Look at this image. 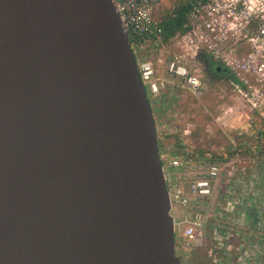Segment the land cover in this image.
<instances>
[{"label":"water","instance_id":"1","mask_svg":"<svg viewBox=\"0 0 264 264\" xmlns=\"http://www.w3.org/2000/svg\"><path fill=\"white\" fill-rule=\"evenodd\" d=\"M0 264H181L114 0H0Z\"/></svg>","mask_w":264,"mask_h":264},{"label":"built area","instance_id":"2","mask_svg":"<svg viewBox=\"0 0 264 264\" xmlns=\"http://www.w3.org/2000/svg\"><path fill=\"white\" fill-rule=\"evenodd\" d=\"M114 1L130 35L150 102L173 86L201 101L208 80L204 65L211 57L232 73L226 79L232 99L248 111L251 120L264 124V0H186L183 28L168 39L178 54L164 69L160 59L141 57L135 48L146 38H152L156 47H164L163 20L155 19L162 0ZM171 15L178 18L176 10ZM183 122L170 130L184 141L191 136L192 123ZM189 148L168 164L160 154L176 240L203 249L211 264H264V190H227L222 200L218 188L222 177L243 184L250 174L246 159L224 150L228 160L221 163L191 145Z\"/></svg>","mask_w":264,"mask_h":264},{"label":"rangeland","instance_id":"3","mask_svg":"<svg viewBox=\"0 0 264 264\" xmlns=\"http://www.w3.org/2000/svg\"><path fill=\"white\" fill-rule=\"evenodd\" d=\"M185 2L187 4L186 0ZM182 4L186 5L183 0H162L161 8L155 14L156 21H177L178 18L175 20L172 18V10H176L180 17V11L186 8ZM185 18L184 15V21ZM184 21L173 34L183 28ZM173 34L166 35L164 30L162 36L164 47H156L152 38L142 39L139 47H135L136 51L141 57L160 59L161 69H164L169 60L178 54V48L168 42ZM217 78L207 80L206 93L201 101L193 99L183 88L173 86L159 99L150 102L151 106L154 105L158 109L155 123L158 129L160 154L166 164L171 158L190 150V145L202 154L213 156L221 163L228 160L222 154L224 150L232 155L250 153L260 156L264 152V124L256 118L251 120L248 111L232 99V92L226 79ZM174 90L179 95L172 100L170 94ZM183 120L192 123L191 136L185 139L187 141L185 144L181 135L170 130L173 126H182ZM233 140L234 143H231ZM176 254L181 258V264H211L203 249H192L183 244L181 239L176 240Z\"/></svg>","mask_w":264,"mask_h":264},{"label":"crops","instance_id":"4","mask_svg":"<svg viewBox=\"0 0 264 264\" xmlns=\"http://www.w3.org/2000/svg\"><path fill=\"white\" fill-rule=\"evenodd\" d=\"M183 2L186 4L185 0H183ZM182 5H184V4H182ZM184 6H187V4ZM184 8H182V9H184ZM186 10H187V7H186ZM186 10H185V12H186ZM185 12H184V14H185ZM216 67H217L216 68L217 71H219V72L224 70V68L222 66L217 65ZM218 67H221V70H218ZM178 95H179V93H177V91H175V90L171 91L170 96H171L172 100L175 96H178ZM152 108H153V115H154V118L156 121L157 120L156 114H158V109L154 105H152ZM239 141H241V140H239ZM231 143H234V140ZM244 150H246V148H244ZM230 155H232V154H230ZM243 158L246 159V169L250 172V174L245 176L243 179V181H244L243 184H240L243 187L240 186L238 183L232 184V182L227 177H222V180L218 184V188H219V190H221L222 200L226 199L225 191L227 192V190H256V191L257 190H264V152H262L260 156H254V155H251L250 153H248V154L243 153ZM254 169L256 170V173L253 174ZM237 210H239L238 206H237Z\"/></svg>","mask_w":264,"mask_h":264},{"label":"trees","instance_id":"5","mask_svg":"<svg viewBox=\"0 0 264 264\" xmlns=\"http://www.w3.org/2000/svg\"><path fill=\"white\" fill-rule=\"evenodd\" d=\"M186 8L183 10V11H180V17H178L177 21L173 22L171 20H163L162 24L164 26V30H165V34L166 35H169V34H173L174 31L180 27L182 24L181 22L184 21L183 18H184V12H185ZM208 63H214L215 65V69H216V66H222L220 63L218 62H215L211 57L208 59ZM224 68V70H222L221 72H219L217 75L218 78H224V79H230L233 77L232 73L224 66H222ZM216 77V78H217ZM215 78V79H216ZM217 78V79H218Z\"/></svg>","mask_w":264,"mask_h":264},{"label":"flooded vegetation","instance_id":"6","mask_svg":"<svg viewBox=\"0 0 264 264\" xmlns=\"http://www.w3.org/2000/svg\"><path fill=\"white\" fill-rule=\"evenodd\" d=\"M214 67V63H207L204 65L205 75L208 80H215V78L218 76L217 74L219 73V71H217V69H215Z\"/></svg>","mask_w":264,"mask_h":264}]
</instances>
